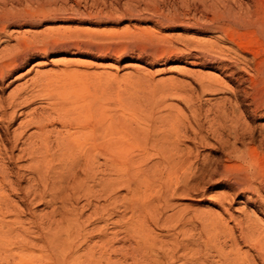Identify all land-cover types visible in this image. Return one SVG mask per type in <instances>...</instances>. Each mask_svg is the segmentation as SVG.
Segmentation results:
<instances>
[{"label":"bare ground","instance_id":"1","mask_svg":"<svg viewBox=\"0 0 264 264\" xmlns=\"http://www.w3.org/2000/svg\"><path fill=\"white\" fill-rule=\"evenodd\" d=\"M8 3L9 0H0L4 9H8ZM206 7L210 12L209 23L198 26V30L207 33L208 40H192L187 46L182 44L184 48L159 49L157 44L147 43L149 40L140 50L151 56L174 53L194 59L191 65L221 71L237 81L240 92L254 106V112L261 111L264 109V0H204L203 8ZM7 11L0 15V41L7 38L14 44L10 42L11 46L0 48L2 83L32 58H46L54 53L103 52L102 44L90 42L98 33L85 28L32 29L74 17L41 11L43 18L38 19ZM35 13L34 16L38 14ZM23 26L28 27L26 32H16L15 36L8 33L9 27L20 30ZM129 32L136 35L132 30ZM155 35L156 39L159 34ZM165 36L161 40L168 42ZM83 37L93 40L86 41ZM82 76L75 70L43 74L32 89L23 88L0 102V123L4 131L0 133V264H127L128 260L130 264H172L178 257L174 251L167 249L161 256L147 251L162 240L156 242L153 234L154 238L149 235L153 229H148L147 233L148 222L159 226L162 221L164 226L161 227L166 231H175L173 222L177 212L163 216L173 205L171 201L177 195L195 191L201 184L200 179L208 173L222 170L221 174H227L232 166L237 169L239 164L236 163H242L247 153L255 170L239 166L230 180L237 188H245V192L246 189L260 192L264 201V173L260 168L264 169V152L259 151L264 149V128L258 131L261 139H256L259 142L256 146V137L250 128L227 127V119L234 116L236 120V104L233 106L226 98L217 101L215 106H208L203 113L202 97L226 87L218 77L203 76L197 80L196 89H185L171 82L168 87L166 83L163 85L166 94L168 90L173 96L182 95L189 111V115L183 116L181 110L175 112L165 101L160 106L143 102V109H140L142 104L140 107L133 104L135 108L126 104H123L126 107H112L106 102L107 96L94 94V88L95 92L90 94L91 86L90 91L86 87L88 93H83L84 85L92 82L87 77V83ZM38 101L45 105L32 107ZM203 114L209 119L213 114L212 120H208L209 130L203 129L200 119ZM20 116L22 120L13 128ZM208 131L217 137L227 153L223 162L199 165L191 147H183V143L190 138L204 143ZM238 143L243 149L238 148ZM101 201L104 203L100 204ZM156 201L160 203L158 206ZM38 207L45 211L38 213ZM181 215L180 221L183 220ZM174 235L171 234V238ZM242 239L248 240L244 234ZM183 244V249L189 246ZM259 257L263 264L264 254ZM180 258L181 264H193L186 256Z\"/></svg>","mask_w":264,"mask_h":264},{"label":"rangeland","instance_id":"2","mask_svg":"<svg viewBox=\"0 0 264 264\" xmlns=\"http://www.w3.org/2000/svg\"><path fill=\"white\" fill-rule=\"evenodd\" d=\"M18 1H12L11 3V0H9V3L11 4H7L6 7L8 9H4L0 6V15H4L5 10H8V13H16L17 11L16 14H18L19 12L20 15L25 14L24 17L33 16L38 19L43 18L42 15L44 14H42L41 11L48 14L52 13L51 15H53V13H56L59 16L61 15L74 17L71 20L65 22L62 21V23H47L39 27L34 26V28L32 29H36L35 31H42L48 29L49 27L85 28V30L87 31H94L95 33H98L95 34L96 37L94 41H90L93 40L92 38L89 39V37L91 36H89V40H87L93 43L96 41L95 44H102L103 49L101 51L103 52L94 51V53L88 52L79 55L72 53H54L46 58H32L23 67L13 71V74L8 76L4 83L0 82V102L5 101L11 93H17L23 90V88L25 90H29L32 89L33 86L35 87L39 82L38 80L40 79V75L60 74L64 73L65 71L75 70L78 71L81 76L84 74V76H82L83 79L86 77L84 81L88 83L90 80V83H93H91L90 85H88L89 83L87 85L85 84V92H83L84 90H82V92L88 93V91L92 89V91H90V94H93L96 91V93H94L95 95H102L101 97L104 98L107 96L106 102L112 107L125 106L123 104H126V106L128 105L127 107H129L130 105V108H132L133 104H137V106L139 107L142 104L140 109H143L145 107V104L147 103H152L154 104L153 106H155L156 104L160 106L165 101L164 104H167V107L173 108L175 112L178 111L177 113H179V110H181L182 112H180V114L184 116L189 115V111L187 110V107L182 100V95L173 96V94L168 92V90V94H166V91H164L166 89L165 87H163V85L166 83L165 85H167L168 87V85L173 83L174 85L183 86L185 89H196L198 83L197 80L201 79L203 76L206 78L210 76L215 78L218 77V79H220L226 87H223V89L220 90L221 92H208L204 95V97H202V108L204 110L203 113L206 112L208 106H215L217 101L223 100L225 98L227 99V101L231 100L233 106L234 103L236 104L234 110L236 114V120L233 119L234 116L233 118L231 117L227 119L226 126L229 128L233 126L239 129L243 126H245L246 129L250 128V130H248L253 132L256 137L255 145H258L259 142L257 140H259V138L261 139V137L258 138V131L261 128H264V109H261V111L258 110V112H254V108H252L253 105L249 102L248 99L246 100L244 94L240 92L241 86H239L235 79H232L229 76H225L224 73L216 69L205 68L200 64L191 65V61L194 60L192 58H186L181 55L177 56L174 53L161 54L160 56H151V54L140 50L142 49L141 46L151 42L152 44H157L156 47L159 49L161 47L184 48L189 44L187 42H192V40H208L209 35L198 30L201 28V26L209 23L207 21H209L210 19V12L208 11L207 7L203 8L204 0H48V3L50 2L49 4L47 3V0ZM55 1L57 2L55 3ZM196 1H198V3ZM200 3H203V7L200 6ZM40 5H43L44 8ZM53 7L54 10L52 9ZM201 9H203L204 11H201ZM32 11L34 13H32ZM35 11L38 13L36 15L37 17L33 15L36 14ZM25 12L27 13V15ZM63 13L67 14L63 15ZM39 14L40 16H38ZM206 15L208 16V18ZM177 20L179 22H176ZM198 26H200V28ZM140 28L145 30V32H143ZM19 29L20 30L12 27L7 28L8 33L15 36L16 32H19V34L26 32L28 27L23 26ZM131 30L134 31V33L136 32V35H134L133 32H129ZM149 30L150 32L153 31L154 33L152 34L154 35L156 33L159 34L158 37H156V34L155 39L154 35H150V32H148ZM141 32L144 33V35ZM100 33L102 34L101 36L99 35ZM124 33L125 35H123ZM146 33L149 34V36H145ZM138 34L140 37L138 36L139 38L135 39ZM164 36L165 38H168H166V41L168 42L161 40V37L163 39ZM97 37H101L100 40H97ZM147 37L152 38L155 41L152 39H148ZM83 39H85V37H83ZM158 39H160L161 41ZM10 42L11 45L14 44L12 40L3 38L0 41V48L3 49V46L5 45L11 46L9 45ZM168 43L170 45H167ZM182 44L185 46H183ZM135 46L138 47L136 48ZM73 62L75 65L73 64ZM68 64H70V66ZM135 64L138 66H136ZM87 77L89 80L87 79ZM86 87L88 91H86ZM88 87H90L91 89ZM93 88L95 89V91ZM225 88L227 89L225 90ZM161 91H163V93ZM103 93L105 94L104 96ZM169 94L171 96H169ZM159 97L162 99H159ZM155 98H158V101ZM235 99L238 101L235 102ZM36 105L41 106L45 104L44 102L38 101L32 107H37ZM134 106L137 107L136 105ZM234 112H232V115L234 114ZM204 114L202 115L203 117L201 116V118H199L204 123L203 129L206 128L205 130H209L208 126L210 125V122L208 120H212L213 114L210 116V119L206 118ZM21 118H23V116H20L16 120L13 128L17 126ZM204 120L206 121L204 122ZM218 123L219 122L216 119L215 125L218 126ZM3 132V127L0 123V133L3 134ZM208 132V138L207 140H204L205 142L203 141L204 143L200 144V142L193 141L191 138L184 141L185 144L183 143V147H191L192 154H196L197 163L199 165L207 163L209 161L223 162L222 160L227 153H225L226 149L222 147L221 143L217 142V137L215 138L214 134L212 135L211 131ZM227 132H229V130H227ZM230 140L231 142L233 141L232 136ZM248 140L249 138L246 137L245 141L247 142ZM213 144H215L216 147ZM238 148L240 150L243 149L241 143H238ZM259 151L264 152V149L260 148ZM247 154L250 155V153ZM252 154L253 153H251V156L254 157V155ZM248 155H246L244 161H240L242 163H236L240 166H236L237 169H235V166H232L228 169L229 172H227V174H221L222 170L220 172H217L216 174H214L213 172L208 173L210 175L206 174L202 179H200L201 181H199V184H201L195 191L193 190L188 195H182L183 193L181 195H177L178 197L176 196V199L174 198L171 201L173 205H171L169 209L167 208L166 212H163L165 213L163 216L165 218L170 216L172 212H177L176 216L178 218L175 217L174 222L176 223L177 221L178 223L175 224L173 222V225H176L175 231H166L164 227H161L164 226L162 221L159 223V226L156 224L153 225L154 223L152 224V222H148L147 225H150L148 226V228L146 227L147 233L148 229H153V231L151 230V232L149 230V235L152 238L155 237L156 242L162 239L160 242H155L156 244L154 245L153 249L151 248V250H147L149 254L156 255L157 252L159 256H161L162 252L166 251L167 249L170 250V252L174 251L176 253V256L178 257H176L177 260L175 259L172 264H181L182 261L180 260V257L183 256L192 259L193 264H262V261H260L261 259H259V255L264 254V201H262L261 197L259 196L261 195L260 192L253 193L248 189H246L245 192V188H237L233 184L232 180H230L232 179V175L237 170H239V168L247 167L249 171L255 170L254 167H252L255 165L252 162L251 158L249 160ZM260 168L263 170L261 172L264 173V169L262 167ZM231 170L233 171L231 172ZM219 175L221 176V178L219 177ZM222 175L225 176H223L222 178ZM227 179H229L230 181H227ZM123 193L125 192L123 191ZM262 195L264 196V192L262 193ZM225 196L227 197L225 198ZM102 203L104 202L101 201L100 204ZM154 203L157 204V206L160 204L157 201ZM42 209V207H38V213H41V211L43 213L45 211ZM178 214H182L181 217H183V220H179L180 216ZM242 227L244 228V231H242ZM166 233H170V235L175 234L174 236L176 238H171V236L169 234L167 235ZM250 233L251 235H249ZM152 234L154 237L152 236ZM243 234L248 238L247 241H244L242 239ZM155 235H157V237ZM259 235L261 236L260 238ZM183 243H188L189 246L183 249ZM166 244H168V246H166ZM170 246L171 248L169 249ZM172 247L173 250H171ZM174 247L177 249L175 250ZM128 263L130 264L131 261L128 260Z\"/></svg>","mask_w":264,"mask_h":264}]
</instances>
